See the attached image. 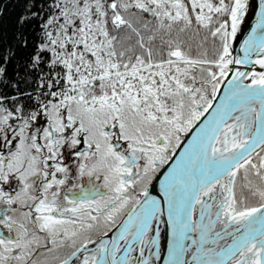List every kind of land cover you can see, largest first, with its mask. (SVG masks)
<instances>
[{"label": "snow or ice", "instance_id": "6c2138e0", "mask_svg": "<svg viewBox=\"0 0 264 264\" xmlns=\"http://www.w3.org/2000/svg\"><path fill=\"white\" fill-rule=\"evenodd\" d=\"M0 264H264V0H0Z\"/></svg>", "mask_w": 264, "mask_h": 264}]
</instances>
